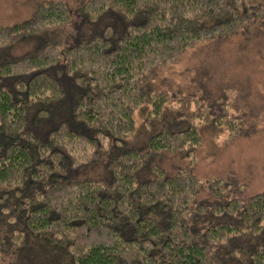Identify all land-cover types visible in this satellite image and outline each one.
<instances>
[{
	"label": "trees",
	"instance_id": "trees-1",
	"mask_svg": "<svg viewBox=\"0 0 264 264\" xmlns=\"http://www.w3.org/2000/svg\"><path fill=\"white\" fill-rule=\"evenodd\" d=\"M107 9L123 20L118 36L107 25L74 41L62 36V46L43 41L21 56L10 52L16 41L66 29L71 21L66 0L41 2L31 18L0 27V261L264 264V188L245 199L231 196L192 208L201 181L190 169L166 173L153 164L152 177L135 178L150 156L196 147L202 139L196 122L161 128L139 149L123 146L134 132L139 105L148 103L147 117L159 118L174 97L169 89L147 84L153 70L199 42L262 18L264 5L258 0L79 5L90 20ZM58 65L73 84L71 95L53 73ZM64 97L70 99L68 116L45 125ZM200 115V121L226 124L229 136L239 130L236 115ZM102 157L108 180L74 176ZM208 182L216 195L228 185L225 178Z\"/></svg>",
	"mask_w": 264,
	"mask_h": 264
},
{
	"label": "rangeland",
	"instance_id": "rangeland-1",
	"mask_svg": "<svg viewBox=\"0 0 264 264\" xmlns=\"http://www.w3.org/2000/svg\"><path fill=\"white\" fill-rule=\"evenodd\" d=\"M45 1L0 0V27L31 18L37 5ZM83 1L66 0L71 12V21L66 29L20 39L14 43L10 52L21 56L36 50L41 42L47 40L62 46L64 39L74 41L91 32L101 31L107 25L113 28L112 35L118 36L123 21L120 14L107 9L96 20H90L79 10ZM258 3L264 5V0H258ZM53 73L60 75L67 94L71 95L73 84L65 75L64 67L56 66ZM152 75L154 78L151 76L147 84L150 87L169 89L174 97L163 108L159 118L147 117L148 103L139 105L133 113L134 132L125 138L123 146L135 149L145 147L151 133L164 127L184 128L193 122L197 123L202 139L190 152L165 151L150 156L144 167L135 173L136 180L152 177L153 164L162 166L166 173L190 169L201 181L190 203L192 208L198 203L211 205L223 202L231 196L245 199L263 189L264 16L251 20L244 28L232 34L195 44L174 62L155 68ZM69 103L70 99L66 97L58 102L51 121L45 125L66 118ZM203 112L210 115H236L239 118L238 132L229 136L226 124L200 121V113ZM74 176L108 180L107 158L102 157L85 166ZM209 177L226 179L228 185L222 194L216 195L211 191ZM224 218L223 215L213 216L211 221ZM29 263L32 261L29 260ZM0 264L7 263L0 261Z\"/></svg>",
	"mask_w": 264,
	"mask_h": 264
}]
</instances>
